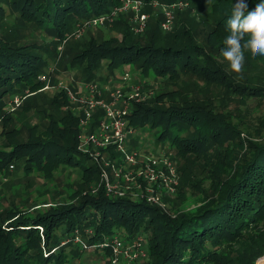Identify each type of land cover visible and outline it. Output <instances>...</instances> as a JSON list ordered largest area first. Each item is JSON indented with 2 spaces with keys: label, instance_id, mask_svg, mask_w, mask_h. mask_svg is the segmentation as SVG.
Listing matches in <instances>:
<instances>
[{
  "label": "trees",
  "instance_id": "obj_1",
  "mask_svg": "<svg viewBox=\"0 0 264 264\" xmlns=\"http://www.w3.org/2000/svg\"><path fill=\"white\" fill-rule=\"evenodd\" d=\"M153 1L143 0L142 11L154 9ZM192 1L207 4L214 15L211 25L198 29L195 22L180 24L175 19L172 30L165 32L157 12V28L149 15L145 30L135 33L120 15L106 36L89 35L80 41L72 40L73 27L110 13L121 0H0V138L6 139L0 146V173L15 165L25 177L34 171L54 177L65 166L80 168L81 174L64 200L39 208L14 196L4 203L0 194V264H67L70 253L61 241L73 237L75 230L88 245L114 234L125 241L143 235L147 256L132 264H255L264 254V133L250 137L243 120L236 119L238 113L232 116L213 101L221 93L235 104L264 99V56L245 51L242 71H233L221 50L237 0ZM244 2L252 11L261 0ZM7 18L17 30L34 28L39 35L43 29L68 42L75 48L72 64L82 71L76 77L84 81L108 78L119 66L136 67L163 80L164 88L153 97L134 103L128 126L148 124L157 130L155 139L175 150L177 193L192 183L197 195L202 194L193 206L168 211L106 195L101 187L92 192L91 184L100 178L99 165L78 149V117L63 89L49 94L52 108L42 117L41 131L20 135L21 127L7 105L15 94L30 98L42 93L48 52L35 41H18L23 34H10ZM24 107L29 105L24 102ZM261 123L264 128V119ZM81 156L90 165H82ZM191 158L202 161L199 173L209 181L207 189L201 181H191ZM106 252L110 254V249Z\"/></svg>",
  "mask_w": 264,
  "mask_h": 264
},
{
  "label": "rangeland",
  "instance_id": "obj_2",
  "mask_svg": "<svg viewBox=\"0 0 264 264\" xmlns=\"http://www.w3.org/2000/svg\"><path fill=\"white\" fill-rule=\"evenodd\" d=\"M183 1L188 2L189 8H186V11L183 10V12H179V10L176 11L175 19H177L180 24H183L188 20L187 22H195L194 24L198 29L200 27H207V25L212 24V17H214V15L208 13L207 4L198 1L194 2L192 0ZM190 8L192 11L194 10V15H191ZM121 9L117 11L115 17L112 20H109L108 23L104 22L97 26H82L78 23L73 27L71 33L72 40L85 41L89 39V35L106 36V33L104 32L110 31L116 20L121 17L120 15L126 18L129 24L132 25L135 18L134 12L127 9ZM154 9L147 8L146 10L150 11L148 14L150 13L149 15H151L150 18L153 21V26L157 28V19L160 17L157 13L159 12L158 9ZM6 25L10 34H15L14 36H20L23 34V37L19 38L18 41H35L36 43L43 44L48 52L45 53L48 55L47 71L44 74H41V79L46 82V86L44 87L42 93L30 98L26 96L21 97L15 94L10 100L9 104L7 103V110H9L10 113H14L13 117L16 126L21 127V136L25 132L28 133L29 130L31 132L41 131L42 117L52 108L51 103H49V94L57 93L58 90L62 89L61 86L63 85L73 91H77L82 83L111 82L115 84L116 81H119L120 74L122 72L129 71L131 77L129 82L123 85L124 92L129 90L130 85L140 84L145 90L150 91L153 97L158 89L164 88L165 84L163 80L156 79L152 74L145 75L140 73L139 69L136 67L129 66L117 67L115 72L109 75L108 78H105L104 75H101L93 78L90 81H84L76 77L77 73L81 74L80 72L82 71L78 70L77 66L72 64V57L74 56L75 48H71L68 42L60 41L53 34L47 33L43 29L40 30L39 35H36L38 31L34 28L29 29L25 27L22 30H17L16 25L13 23L11 18L6 19ZM34 33L37 36V39L34 38ZM52 53L54 55L50 56ZM262 78L264 79V74H262ZM203 85L204 84H201V86ZM193 89L194 86H191V90ZM103 96L107 98L108 93H105ZM15 97H20V103L18 105H16L13 101ZM227 99L228 98H226L223 93L218 96L214 95L213 97V101H215L214 103L221 107L222 110L231 111L230 113L232 116H235L238 113L236 119L243 120V129L245 128V132L248 133L250 137L257 138L258 134L264 133V128L262 127L263 123H261V121L264 119V99L250 100L245 104L242 102L235 104L233 101ZM24 102L26 105H29V107L21 108ZM54 113L59 114L57 111ZM131 130V145H134L132 148H138L141 153L143 152L153 155H158V153L164 149L169 154H171L172 158L173 156L175 157V150L169 146V144H166L167 142L164 143L162 140L155 139L157 130L149 129L148 124L143 126L138 124L137 126L131 128ZM5 142L6 139L1 137L0 146H2V144ZM80 160L82 165H90V162L84 157L81 156ZM175 160L177 161V159ZM200 162L202 161L191 158L190 163L193 169L190 174V176L192 175L191 181H201L200 185L202 188L207 189L209 181L202 178L203 173H199V171L202 169L200 167ZM23 173L24 172L21 167L17 168L15 165H10L6 173H0V194L2 199L5 198L7 200H2V202H9L11 196H14L15 199L20 201V203L24 202L26 206L32 207L34 204H37L35 207H43L48 205L44 204L45 202H55L62 199L64 200L66 196L65 193L71 192L73 186L78 181H80L81 176L80 168H72L68 166L58 169L55 172L54 177L50 178H44L36 171L26 177L23 175ZM71 182H74V184L69 187ZM191 185L192 183H189V185L184 186L182 192L177 193L176 191L174 194L163 193V206L161 207H163L165 210L172 211L177 210L178 208L193 206L195 200L202 194L197 195L196 188L192 187ZM56 193L60 195H57ZM78 235L83 244L79 241H75L70 236H67L65 240L63 239V241H61V244H63V246L66 247V250L70 253V256L68 257L69 263L67 264H109L110 254L106 252L107 249L101 250L100 248L95 247L93 244L88 245L84 241L80 231H78ZM144 261L142 263H144ZM255 264H264V254L256 260Z\"/></svg>",
  "mask_w": 264,
  "mask_h": 264
},
{
  "label": "built area",
  "instance_id": "obj_3",
  "mask_svg": "<svg viewBox=\"0 0 264 264\" xmlns=\"http://www.w3.org/2000/svg\"><path fill=\"white\" fill-rule=\"evenodd\" d=\"M151 5L160 12L162 18L159 25L165 32L174 27L175 12L189 6L188 2L183 0L171 3L154 0ZM143 6V0H121L120 5L113 7L110 13L92 17L82 26H97L112 20L122 7L121 10L134 12L132 30L141 33L145 30L149 18V14L142 11ZM130 77V72L124 71L115 84L82 83L77 91L64 85L61 87L65 91L69 108L78 117V149L92 157L99 165L100 178L98 183L91 185V191L97 192L98 187H101L106 195L126 197L161 207L163 193L176 192L179 173L171 154L164 149L158 155H153L141 153L138 148L129 146L132 130L128 126V115L134 103L152 97V93L140 84H132L129 90L124 92L123 85L129 82ZM105 93H108L107 98L103 96ZM13 101L18 105L20 97H15ZM96 115L98 117L92 125ZM72 238L83 244L77 230ZM93 245L101 250L110 249L109 264H132L147 256L146 240L141 234L127 241L114 234Z\"/></svg>",
  "mask_w": 264,
  "mask_h": 264
},
{
  "label": "clouds",
  "instance_id": "obj_4",
  "mask_svg": "<svg viewBox=\"0 0 264 264\" xmlns=\"http://www.w3.org/2000/svg\"><path fill=\"white\" fill-rule=\"evenodd\" d=\"M226 27L229 34L224 39L221 55L239 73L245 62V51H250L253 57L264 56V0L252 11L247 10L244 0H237Z\"/></svg>",
  "mask_w": 264,
  "mask_h": 264
},
{
  "label": "crops",
  "instance_id": "obj_5",
  "mask_svg": "<svg viewBox=\"0 0 264 264\" xmlns=\"http://www.w3.org/2000/svg\"><path fill=\"white\" fill-rule=\"evenodd\" d=\"M72 113L75 114L73 111H72ZM75 116H76V114H75ZM131 139H132V138L129 137V146H130V147H133L134 145H133V146L131 145V144H132V140H131Z\"/></svg>",
  "mask_w": 264,
  "mask_h": 264
}]
</instances>
